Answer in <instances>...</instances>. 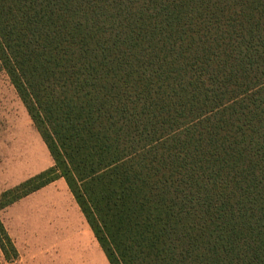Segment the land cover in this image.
I'll use <instances>...</instances> for the list:
<instances>
[{
	"label": "trees",
	"instance_id": "trees-1",
	"mask_svg": "<svg viewBox=\"0 0 264 264\" xmlns=\"http://www.w3.org/2000/svg\"><path fill=\"white\" fill-rule=\"evenodd\" d=\"M0 72L52 161L0 212L62 179L108 264H264V0H0Z\"/></svg>",
	"mask_w": 264,
	"mask_h": 264
},
{
	"label": "rangeland",
	"instance_id": "rangeland-1",
	"mask_svg": "<svg viewBox=\"0 0 264 264\" xmlns=\"http://www.w3.org/2000/svg\"><path fill=\"white\" fill-rule=\"evenodd\" d=\"M51 165L24 107L0 72V194ZM57 181L61 184L51 188L53 193L37 191L0 212L18 252L13 264H108L70 192L59 197V187L66 185ZM0 264H10L1 252Z\"/></svg>",
	"mask_w": 264,
	"mask_h": 264
},
{
	"label": "crops",
	"instance_id": "crops-1",
	"mask_svg": "<svg viewBox=\"0 0 264 264\" xmlns=\"http://www.w3.org/2000/svg\"><path fill=\"white\" fill-rule=\"evenodd\" d=\"M33 165L36 166V162L33 161ZM51 166H52V165H51ZM51 166H50V167H51ZM30 167H31V165H29V166H28L27 168H25V169H29ZM50 167H49V168H50ZM32 176H34V175H32ZM32 176H30V178H31ZM60 182H61V181H60ZM60 182H59V181H55V182H53L52 184H50V185H48V186H46V187L40 189L38 192H40V191H42V190H44V192H45V191H46V192H52L51 188H55V184H56V183L61 184ZM59 189H60V190H59V192H60L59 194L61 195V196L59 195V197L62 198V197H64L65 195L68 194V189H67L66 187H64V185L60 186ZM50 190H51V191H50ZM36 193H37V192H36ZM52 193H53V192H52ZM34 194H35V193H34ZM34 194H32V195H34ZM30 196H31V195H30ZM28 197H29V196H28ZM28 197H26V198H24V199H27ZM57 199H59V198H58V196L55 194V198H54L55 201H54V202L57 203V201H56ZM58 201H59V200H58ZM93 238H94V237H93ZM94 240H95V239H94ZM95 242H96V241H95ZM97 245H98V244H97ZM98 247H99V246H98ZM99 249H100V248H99ZM101 252H102V251H101ZM105 259H106V258H105Z\"/></svg>",
	"mask_w": 264,
	"mask_h": 264
}]
</instances>
